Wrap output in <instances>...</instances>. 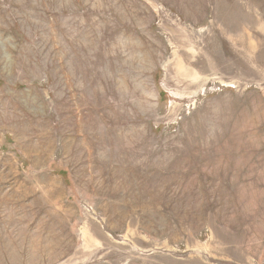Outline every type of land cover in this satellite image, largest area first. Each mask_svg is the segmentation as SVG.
Listing matches in <instances>:
<instances>
[{
  "label": "rangeland",
  "instance_id": "rangeland-1",
  "mask_svg": "<svg viewBox=\"0 0 264 264\" xmlns=\"http://www.w3.org/2000/svg\"><path fill=\"white\" fill-rule=\"evenodd\" d=\"M0 264H264V0H0Z\"/></svg>",
  "mask_w": 264,
  "mask_h": 264
}]
</instances>
